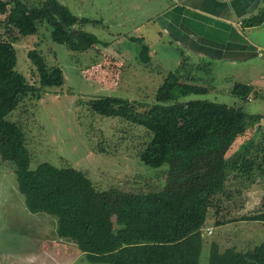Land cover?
Instances as JSON below:
<instances>
[{"label":"trees","instance_id":"16d2710c","mask_svg":"<svg viewBox=\"0 0 264 264\" xmlns=\"http://www.w3.org/2000/svg\"><path fill=\"white\" fill-rule=\"evenodd\" d=\"M8 3L0 19L5 35H0V162L11 163L26 210L52 216L55 237L71 243L92 264H264L263 243L244 252L233 247L219 251L212 243L204 262L200 260L202 231L211 232L203 228L209 218L215 226L235 220L264 221V200L251 213L222 219L236 206L241 188L264 178V138L253 142L249 133L264 114H247L241 106L264 94L235 82L231 93L236 105L180 101L207 91L183 58L163 75L147 107L114 96L86 103L92 113L139 126L148 134L136 156L151 168L165 165L156 172L158 184L145 181L141 184L145 191L117 185L96 189L84 172L72 167L41 162L31 169L23 133L6 116L24 97L39 99L43 87H58L63 78L57 66H48L31 48L26 56L38 85L27 83L14 69L16 40L34 35L37 23L44 22L50 40L70 51H86L99 41L80 28L95 20L73 15L57 0H42L35 6L21 0ZM262 21L264 7L243 18L241 25ZM131 39L139 44V61L147 64L146 44L142 38ZM150 185L155 188L148 190Z\"/></svg>","mask_w":264,"mask_h":264},{"label":"rangeland","instance_id":"374dc122","mask_svg":"<svg viewBox=\"0 0 264 264\" xmlns=\"http://www.w3.org/2000/svg\"><path fill=\"white\" fill-rule=\"evenodd\" d=\"M21 1L35 6L42 0ZM57 1L73 15L95 20L80 28L92 33L99 42L86 51H70L50 40L49 28L44 22L37 23L34 35L16 40L14 69L27 83L38 85L34 68L26 56L31 48L40 52L48 66H57L63 78L58 87H43L39 99L24 97L6 116L23 133L31 169L41 162L72 167L84 172L96 189L117 185L144 190L141 184L145 181L158 184L161 179L156 172L165 165L151 168L136 156L148 134L139 126L92 113L86 103L94 97L114 96L140 101L147 107L153 102L154 91L163 75L183 58L207 91L189 94L180 101L207 99L236 105L237 99L231 93L235 82L251 84L264 94V62L253 56L235 62L214 60L212 54L208 59L196 60L192 55L177 58L179 51L157 33L156 21L152 19L165 0ZM9 5L8 0H0V19L5 15L1 12H7ZM0 35L5 36L1 28ZM251 35L264 39V25L255 28ZM133 37L152 42L155 54L147 64L139 61V44L131 39ZM241 106L247 114H264V96L251 98ZM249 133L253 142L264 138V120L253 125ZM262 181L263 184L246 197L251 200L250 207L263 202L264 178ZM155 185H150L148 190ZM243 200L239 196L235 204ZM253 202L256 204L252 205ZM241 226L227 227L231 238L243 235ZM205 227H210L212 233L202 231L201 262L218 234L212 222L206 220ZM54 228L52 216L31 214L26 210L23 196L16 188L11 163L0 162V264H92L71 243L57 239ZM250 237L252 241L258 239L253 243H259L264 233H252Z\"/></svg>","mask_w":264,"mask_h":264},{"label":"crops","instance_id":"0c3cea01","mask_svg":"<svg viewBox=\"0 0 264 264\" xmlns=\"http://www.w3.org/2000/svg\"><path fill=\"white\" fill-rule=\"evenodd\" d=\"M263 7L264 0H165L152 19L156 21L157 33L161 37L164 36L168 45H173V49L179 51L180 55L177 58H190L192 55L196 60L208 59L212 54L214 60L235 62L253 56L264 62V39L251 35L255 28L264 25V21L251 27L241 25L243 18L255 14ZM142 42L146 44L147 54L151 60L155 54L154 46L151 41L147 43L144 38ZM262 184L263 181L256 180L241 188L239 196L244 199L243 202L232 207L228 214L220 213V215L225 214L222 219H233L259 209L262 202L260 205L250 207L251 200L246 197ZM254 204L256 202L252 205ZM208 221L214 220L209 218ZM234 224L242 225L243 235L240 234L239 238H231L227 232V227ZM205 228L210 229V227ZM216 228L218 234L210 244H216L219 251L233 247L236 251L244 252L260 243L264 244V237L259 239L263 240L259 243H253L258 239L252 241L250 237L252 233H264V221L235 220L217 225ZM221 229L225 230L221 232ZM206 256L207 253L204 252V258Z\"/></svg>","mask_w":264,"mask_h":264},{"label":"built area","instance_id":"2783aa9c","mask_svg":"<svg viewBox=\"0 0 264 264\" xmlns=\"http://www.w3.org/2000/svg\"><path fill=\"white\" fill-rule=\"evenodd\" d=\"M207 232H209L210 230L209 229H206Z\"/></svg>","mask_w":264,"mask_h":264}]
</instances>
